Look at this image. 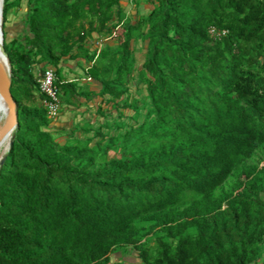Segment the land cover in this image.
<instances>
[{
    "label": "trees",
    "instance_id": "obj_1",
    "mask_svg": "<svg viewBox=\"0 0 264 264\" xmlns=\"http://www.w3.org/2000/svg\"><path fill=\"white\" fill-rule=\"evenodd\" d=\"M20 1H3V19ZM122 1L27 0L22 41H3L17 128L0 166V264H126L110 254L130 249L140 264H264V0H146L116 27ZM110 29L116 48L90 54ZM139 39L143 120L103 145L55 143L35 68L55 69L59 99L79 95L60 62L86 60L100 94L120 98Z\"/></svg>",
    "mask_w": 264,
    "mask_h": 264
},
{
    "label": "rangeland",
    "instance_id": "obj_2",
    "mask_svg": "<svg viewBox=\"0 0 264 264\" xmlns=\"http://www.w3.org/2000/svg\"><path fill=\"white\" fill-rule=\"evenodd\" d=\"M150 9L151 6L146 0H123L118 7L114 8V16L110 24L119 27L128 22L133 23L140 16L146 15ZM27 15V0H21L17 6L8 10L5 18L2 17L3 41L9 45H16L22 41L26 32ZM114 34V29L92 34L86 40L85 49L95 55L106 47L114 50L116 48ZM132 46L133 76L126 85L127 91L120 98L100 94L102 88L100 82L88 75V68L91 65L88 61L63 59L60 62L57 67L60 70V80L73 82L79 95L61 96L54 113H50L42 102V107L46 110L49 119L47 130L55 143L74 145L89 140L90 146L98 141L103 145L109 137L119 135L128 126L143 120L148 101L144 87L138 80V71L144 61L147 41L139 39L133 42ZM40 71L41 69L35 68L36 75ZM3 119L1 115L0 123ZM98 133L102 135H96ZM107 157H121L119 147L111 148ZM246 163L254 164L253 161ZM233 183L232 177L222 186V190L227 191ZM140 226L143 227V231H146L148 224L143 222ZM155 235V232L145 235L142 242L146 241L147 246L153 249ZM110 260L140 264L137 252L131 249L126 252L113 251L110 254Z\"/></svg>",
    "mask_w": 264,
    "mask_h": 264
},
{
    "label": "water",
    "instance_id": "obj_3",
    "mask_svg": "<svg viewBox=\"0 0 264 264\" xmlns=\"http://www.w3.org/2000/svg\"><path fill=\"white\" fill-rule=\"evenodd\" d=\"M3 1L0 0V56L5 60L7 67H8V73L3 74L0 72V100L3 102V104L7 108V116L4 118V121L2 125L0 126V142L6 138L9 134L10 140L8 142V149L12 145V140L14 137V130L17 128V110L14 100L12 99V96L10 94L9 88H10V66L8 62L7 55L4 51L3 47V33H2V7H3ZM6 152L0 156V166L3 164L5 158H6Z\"/></svg>",
    "mask_w": 264,
    "mask_h": 264
},
{
    "label": "built area",
    "instance_id": "obj_4",
    "mask_svg": "<svg viewBox=\"0 0 264 264\" xmlns=\"http://www.w3.org/2000/svg\"><path fill=\"white\" fill-rule=\"evenodd\" d=\"M227 31H218L214 28L210 29L209 34L212 38H221L226 35ZM37 76L38 90L44 95V105L50 113H54L59 103L58 88L56 85L55 69L53 67H46L39 72Z\"/></svg>",
    "mask_w": 264,
    "mask_h": 264
},
{
    "label": "bare ground",
    "instance_id": "obj_5",
    "mask_svg": "<svg viewBox=\"0 0 264 264\" xmlns=\"http://www.w3.org/2000/svg\"><path fill=\"white\" fill-rule=\"evenodd\" d=\"M0 72L3 74H7L8 73V67L7 64L5 62V60L0 56ZM7 108L6 106L3 104V102L0 100V117L1 115H3V118H5L7 116ZM4 121V119H3ZM3 122L0 123V126L2 125ZM10 136L11 134H9L6 138H4L1 142H0V156L2 154H4L7 150L8 147V142L10 140Z\"/></svg>",
    "mask_w": 264,
    "mask_h": 264
}]
</instances>
